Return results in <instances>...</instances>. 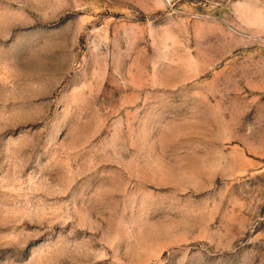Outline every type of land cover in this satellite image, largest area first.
Here are the masks:
<instances>
[{"label":"rangeland","instance_id":"374dc122","mask_svg":"<svg viewBox=\"0 0 264 264\" xmlns=\"http://www.w3.org/2000/svg\"><path fill=\"white\" fill-rule=\"evenodd\" d=\"M0 264H264V0H0Z\"/></svg>","mask_w":264,"mask_h":264}]
</instances>
